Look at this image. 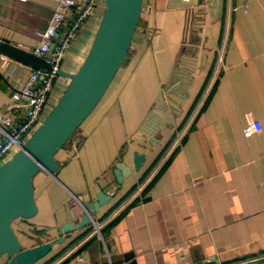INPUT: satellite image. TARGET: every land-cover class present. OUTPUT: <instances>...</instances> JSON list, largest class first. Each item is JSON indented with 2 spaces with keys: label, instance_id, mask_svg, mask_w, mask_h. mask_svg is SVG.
Segmentation results:
<instances>
[{
  "label": "crops",
  "instance_id": "1",
  "mask_svg": "<svg viewBox=\"0 0 264 264\" xmlns=\"http://www.w3.org/2000/svg\"><path fill=\"white\" fill-rule=\"evenodd\" d=\"M57 2L0 0V39L31 51ZM102 5L97 0L60 68L78 69ZM32 69L0 55V112H16L5 106ZM67 82L56 78L42 113ZM160 94L166 120L153 142L142 125ZM254 120L261 129L245 135ZM135 152L145 155L138 171ZM55 158L54 174L32 179L36 214L12 222L24 248L78 223L101 185L116 190L94 214L102 240L88 225L74 229L35 264L64 248L47 264H264V0H143L122 65ZM119 162L130 172L117 187Z\"/></svg>",
  "mask_w": 264,
  "mask_h": 264
},
{
  "label": "water",
  "instance_id": "2",
  "mask_svg": "<svg viewBox=\"0 0 264 264\" xmlns=\"http://www.w3.org/2000/svg\"><path fill=\"white\" fill-rule=\"evenodd\" d=\"M142 2L143 0L103 1L95 34L82 63L73 73L62 68L57 69V76L69 79L67 86L51 106L50 112L24 140L21 148L0 164V257L5 255L8 258L5 264H35L51 251L54 244L62 243L74 229L86 227L89 224V215H94L98 207L107 203L115 192L116 188L106 191L101 185V191L96 197L84 205L85 210L79 222L66 221L57 228L58 237L50 241L24 248L14 232V220L29 219L37 212L32 184L34 175L40 170L51 174L58 170L56 153L92 112L122 65L139 23ZM0 55L32 68L51 69L43 58L2 39ZM169 101L178 108L175 98L170 96ZM157 103L160 107L152 111L154 120L150 124L152 131L149 130L148 134L153 142H157L155 134L160 124L166 120L167 112L162 94L159 95ZM144 160V153L133 154L136 171ZM129 172V167L123 162L116 163L112 175L117 187ZM127 264L135 262L130 261Z\"/></svg>",
  "mask_w": 264,
  "mask_h": 264
},
{
  "label": "built area",
  "instance_id": "3",
  "mask_svg": "<svg viewBox=\"0 0 264 264\" xmlns=\"http://www.w3.org/2000/svg\"><path fill=\"white\" fill-rule=\"evenodd\" d=\"M96 3L97 0H84L83 6L76 8V12L72 13V9L77 7V0H58L47 26L35 31L38 41L30 52L43 58L51 69L33 68L24 85L12 92L5 106L6 111L16 112L12 114L0 112V164L21 148L24 140L40 123L41 113L57 78L56 71L60 68L62 56L72 37L85 23ZM67 18H70V21L66 27ZM60 30H62L61 36L55 41ZM153 120L152 112H150L142 125V131L147 137L150 134L149 130L152 131L150 124ZM260 129V122L254 120L243 127V133L249 135ZM82 208L85 210L84 204ZM88 226L101 240L103 239L101 225L94 215H89Z\"/></svg>",
  "mask_w": 264,
  "mask_h": 264
},
{
  "label": "rangeland",
  "instance_id": "4",
  "mask_svg": "<svg viewBox=\"0 0 264 264\" xmlns=\"http://www.w3.org/2000/svg\"><path fill=\"white\" fill-rule=\"evenodd\" d=\"M104 1V0H103ZM83 26V25H82ZM82 26H81V28H82ZM81 28L76 32V34L72 37V39H71V41H70V43H69V45L67 46V49L70 47V45L74 42V40L76 39V37H77V35H78V33H79V31L81 30ZM59 79H68V78H66V77H61V76H57ZM56 80V79H55ZM68 82H69V79H68ZM68 82H67V84H68ZM56 90L58 91V81L56 82ZM67 86V85H66ZM53 88V87H52ZM51 88V90H50V92L53 90ZM65 89V88H64ZM64 89H63V91H64ZM62 91V92H63ZM51 97H52V99L53 100H55V101H57L58 100V98L60 97H58V98H55L56 96H55V94L52 92L51 93ZM54 104V103H53ZM53 104H51L50 105V108L49 109H47L46 111H44L42 114H41V118H40V122L46 117V115L50 112V110H51V106L53 105ZM37 127V126H36ZM13 155V154H12ZM7 160V159H6ZM5 161V160H4ZM3 161V162H4ZM3 162H1V163H3Z\"/></svg>",
  "mask_w": 264,
  "mask_h": 264
},
{
  "label": "trees",
  "instance_id": "5",
  "mask_svg": "<svg viewBox=\"0 0 264 264\" xmlns=\"http://www.w3.org/2000/svg\"><path fill=\"white\" fill-rule=\"evenodd\" d=\"M102 9H103V5H102ZM101 13H102V10H101ZM68 25H69V23L67 24V26H68ZM67 26H66V27H67ZM85 232H87V231H85ZM85 232H84V233H85ZM101 232H102V230H101ZM68 246H69V245H68ZM68 246H67V247H68ZM67 247H66V248H67ZM64 250H65V248L62 249L60 252H58L56 255H54L51 259H49L48 261L44 262L43 264H47L48 262H50L51 260H53V258H54L55 256H58V255H59L60 253H62ZM61 264H65V262H63V263H61Z\"/></svg>",
  "mask_w": 264,
  "mask_h": 264
}]
</instances>
